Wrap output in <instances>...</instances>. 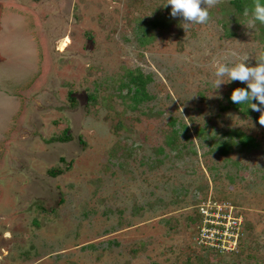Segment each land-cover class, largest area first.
<instances>
[{
  "label": "rangeland",
  "instance_id": "rangeland-1",
  "mask_svg": "<svg viewBox=\"0 0 264 264\" xmlns=\"http://www.w3.org/2000/svg\"><path fill=\"white\" fill-rule=\"evenodd\" d=\"M230 1L184 31L166 0H0V264H264V115L214 84L264 35ZM223 205L219 255L197 234Z\"/></svg>",
  "mask_w": 264,
  "mask_h": 264
},
{
  "label": "clouds",
  "instance_id": "clouds-1",
  "mask_svg": "<svg viewBox=\"0 0 264 264\" xmlns=\"http://www.w3.org/2000/svg\"><path fill=\"white\" fill-rule=\"evenodd\" d=\"M218 0H166L163 7L170 6V16L179 17L183 23L184 31L192 25H204L209 21V10L216 6ZM243 16L247 25L255 27L264 26V0H253L250 7L245 8ZM225 56L235 59L231 62L214 61V84L215 89L227 83L239 81L246 85V88H236L231 92L230 100L236 105H247L253 111L264 115V49L259 50L255 57V65L249 66L246 61L250 56L241 55L235 50H227ZM264 124V121L260 122Z\"/></svg>",
  "mask_w": 264,
  "mask_h": 264
},
{
  "label": "built area",
  "instance_id": "built-area-1",
  "mask_svg": "<svg viewBox=\"0 0 264 264\" xmlns=\"http://www.w3.org/2000/svg\"><path fill=\"white\" fill-rule=\"evenodd\" d=\"M231 208L219 206L213 212H204L203 226L198 229L197 243L215 254L224 255L236 252L239 247L243 231L241 219L231 215Z\"/></svg>",
  "mask_w": 264,
  "mask_h": 264
},
{
  "label": "trees",
  "instance_id": "trees-1",
  "mask_svg": "<svg viewBox=\"0 0 264 264\" xmlns=\"http://www.w3.org/2000/svg\"><path fill=\"white\" fill-rule=\"evenodd\" d=\"M253 0H232L230 1L231 6L234 8L236 14L241 15L243 14V11L245 8H248L251 6ZM259 30L260 32L264 35V26L259 25ZM129 80L123 87L127 88L128 92L127 94L129 95L130 99L134 103V107L137 105L145 102L148 100V96L145 92V83L146 81L143 79L141 74H136V75H130ZM228 107L234 109L235 111H240L241 108L244 107V105H236L231 102L230 97L228 98ZM66 137V136H65ZM171 139L175 140V136H171ZM70 137L67 136L66 138L62 139V142H67L69 141ZM168 145H171L170 142L167 143ZM238 144L240 146V149L248 147V149L255 148L256 143L255 141L248 136L245 135H240ZM219 153L222 156H226L227 154V147L225 144H223L221 147L218 148Z\"/></svg>",
  "mask_w": 264,
  "mask_h": 264
}]
</instances>
